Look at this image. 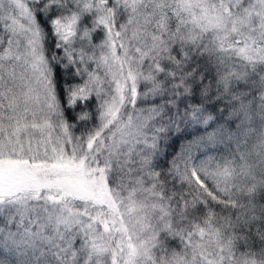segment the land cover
Segmentation results:
<instances>
[{"label":"snow or ice","instance_id":"1","mask_svg":"<svg viewBox=\"0 0 264 264\" xmlns=\"http://www.w3.org/2000/svg\"><path fill=\"white\" fill-rule=\"evenodd\" d=\"M0 264H264V0H0Z\"/></svg>","mask_w":264,"mask_h":264}]
</instances>
